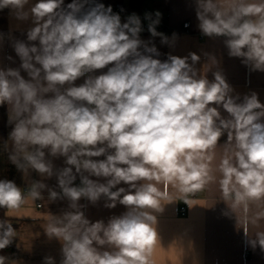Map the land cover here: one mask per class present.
<instances>
[{"label": "clouds", "instance_id": "clouds-1", "mask_svg": "<svg viewBox=\"0 0 264 264\" xmlns=\"http://www.w3.org/2000/svg\"><path fill=\"white\" fill-rule=\"evenodd\" d=\"M195 5L204 36L223 37L229 57L264 72V0ZM5 8L32 23L26 40L11 43L19 67H0V106H11L8 159L42 179L27 192L15 180L0 179V209L16 211L45 189L50 200L66 198L71 211L44 229L62 245L60 264H152L156 214L175 201L167 200L168 187L185 195L202 189L224 136L232 150L218 166L225 200L247 207L264 199V103L255 92L241 100L219 71L211 81L201 76L195 53L191 63L187 56L157 58L156 46L141 39L136 13L122 21L110 5L90 0L66 6L64 0H0ZM144 20L151 37L170 43L157 31L159 11ZM50 157H63L65 166L54 169ZM54 175L60 192L43 182ZM81 198L126 211L92 222L80 211ZM14 236L13 225L0 220V251ZM249 243L264 249V232ZM45 264H55L54 258Z\"/></svg>", "mask_w": 264, "mask_h": 264}, {"label": "crops", "instance_id": "crops-1", "mask_svg": "<svg viewBox=\"0 0 264 264\" xmlns=\"http://www.w3.org/2000/svg\"><path fill=\"white\" fill-rule=\"evenodd\" d=\"M100 1L135 9L152 8L164 13L169 18L170 25L177 29L189 22L191 33L167 36L169 44H162L160 37L151 35L141 34V39L150 40L156 46L160 53L157 58L162 61L171 54L187 56L191 63L190 53L197 54L200 60L194 67L201 76H206L211 81L214 80V73L219 71L233 88L234 96L239 95L242 100L245 95L255 92L260 102L264 103V72L252 71L240 58L229 57L223 37L200 40L199 35L202 33L198 28L195 0ZM68 3L71 0H64L65 6ZM31 26L30 20H17L10 9L0 10V34L3 35V41L0 42V67H19L20 60L11 43L14 39L26 40V32ZM211 57H215L217 64ZM21 74L27 78L26 73L21 71ZM82 82L83 78L77 84ZM10 107L8 106L7 111L6 105L0 106V179L6 178L11 150V141L7 140L12 127L8 123ZM221 112L225 117L228 115L223 109ZM231 151L227 140L217 143L210 162L211 178L197 192L191 191L185 195L171 186L168 187L167 200L175 201L167 203L165 200L167 204L156 214L158 240L153 251L152 264H264V249L253 247L249 243V239H255L257 233L264 232V199L249 201L245 207L234 202L232 198L225 200L221 191V173L218 166L222 158L231 155ZM50 159L54 169L65 166L63 157ZM41 179L34 171L25 170L22 190L30 188L35 180ZM43 182L48 188L60 192L55 175ZM79 183L77 177L75 185ZM159 187L164 190L163 185ZM48 195V189H45L42 191V198L29 199L20 209L7 212V217L16 226L14 238L20 252V256L8 264H45L46 257H52L55 264H60L62 245L57 239L49 238L44 229L54 222V217H61L71 209L66 198L50 200ZM79 204L82 206L80 211L92 222H107L111 216H118L126 211L125 206L120 204L112 209L106 208L104 199L92 204L81 198Z\"/></svg>", "mask_w": 264, "mask_h": 264}, {"label": "built area", "instance_id": "built-area-1", "mask_svg": "<svg viewBox=\"0 0 264 264\" xmlns=\"http://www.w3.org/2000/svg\"><path fill=\"white\" fill-rule=\"evenodd\" d=\"M90 3H103L105 5V7L107 6H111L113 9L114 13H118L121 18L125 19L132 13H136L137 15H139L141 17L142 23H143V28L144 30L142 31L141 34L144 35H150V33L147 30V25H148V21L144 20V15L145 13H152L154 14L156 11L152 8L149 7H145L142 10L138 11V10H134L132 8H129L125 5L122 4H112V3H107V2H102L100 0H90ZM168 17L162 13L161 14V21L159 23V25L157 26V31L163 33L165 36H174L173 34L176 35H182V34H190L191 33V24L189 22H186L183 24L182 28H174L170 25L169 21H168ZM200 40H204L206 38H210V37H206L203 34L199 35ZM29 188H25L24 191L27 192ZM198 190H194L192 191L193 193L197 192ZM41 207V204H39V208Z\"/></svg>", "mask_w": 264, "mask_h": 264}, {"label": "trees", "instance_id": "trees-1", "mask_svg": "<svg viewBox=\"0 0 264 264\" xmlns=\"http://www.w3.org/2000/svg\"><path fill=\"white\" fill-rule=\"evenodd\" d=\"M132 9L138 11L142 10V8L139 9L132 8ZM225 140H227V136L222 137L220 141H225ZM23 174L24 171H18L16 167L10 161H8L7 170H6V179L15 180L16 184L19 187H21V189L23 188ZM8 211L9 210L7 209H0V220H6L7 222L11 223L15 230L16 226L7 217ZM0 255L6 257L5 264H8L9 261L18 258L20 256V252L17 247V240L13 238V244L10 247L0 251Z\"/></svg>", "mask_w": 264, "mask_h": 264}]
</instances>
